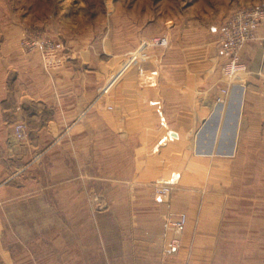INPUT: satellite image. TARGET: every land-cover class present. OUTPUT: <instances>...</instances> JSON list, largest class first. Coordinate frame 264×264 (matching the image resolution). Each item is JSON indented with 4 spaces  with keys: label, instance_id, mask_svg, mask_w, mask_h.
<instances>
[{
    "label": "rangeland",
    "instance_id": "1",
    "mask_svg": "<svg viewBox=\"0 0 264 264\" xmlns=\"http://www.w3.org/2000/svg\"><path fill=\"white\" fill-rule=\"evenodd\" d=\"M259 3L0 0V264H172L185 230L172 251L164 217L175 210L163 212L164 223L157 215L171 187L166 196L154 187L150 198L126 184L136 171V140L106 137L89 124L90 133H63V124L28 116V95L47 83L49 115L72 89L88 106L113 77L119 83L131 68H150L170 49L166 40L177 50L217 42L236 11ZM28 38L61 43L62 67L46 72ZM142 38L150 42L147 58L128 67ZM245 72L246 65L238 77ZM250 142L242 156L250 169L234 172L210 264H264V138Z\"/></svg>",
    "mask_w": 264,
    "mask_h": 264
},
{
    "label": "crops",
    "instance_id": "2",
    "mask_svg": "<svg viewBox=\"0 0 264 264\" xmlns=\"http://www.w3.org/2000/svg\"><path fill=\"white\" fill-rule=\"evenodd\" d=\"M257 32L258 38L241 52L246 72L232 82L225 104H216L227 85L221 71L226 58L218 40L186 43L178 50L166 40L170 49L156 56L150 68H131L119 83L118 75L113 77L104 86L106 96L88 106L72 89L67 97H57L49 115L48 96L43 95L47 83L44 89L40 85V94L28 95L40 99H28V116L63 124V133H90L95 125L106 137L136 140V171L126 184L144 189L150 198L156 196L154 187L170 186L158 219L162 221L167 209L187 215L184 248L172 264H210L233 195L234 172L250 169L242 165V156L251 138H264V24Z\"/></svg>",
    "mask_w": 264,
    "mask_h": 264
},
{
    "label": "built area",
    "instance_id": "3",
    "mask_svg": "<svg viewBox=\"0 0 264 264\" xmlns=\"http://www.w3.org/2000/svg\"><path fill=\"white\" fill-rule=\"evenodd\" d=\"M264 21V3L253 4L248 8L236 11L227 21L218 39V46L226 61L221 71L227 85L221 89L216 98L217 104H225L230 86L238 74L245 71V65L240 61V55L245 44L256 38V30ZM28 50L35 49L39 52L43 67L46 72L54 71L62 67L66 60L63 54V46L59 42H51L47 39L36 40L28 38L25 41ZM150 42L146 38L139 40V44L127 57L128 65L147 58V48ZM107 92V88L103 90ZM155 193L166 196L170 193V186H157ZM168 229L171 232L170 249L175 251L180 244V236L185 230L187 215L183 211H169L165 214Z\"/></svg>",
    "mask_w": 264,
    "mask_h": 264
},
{
    "label": "bare ground",
    "instance_id": "4",
    "mask_svg": "<svg viewBox=\"0 0 264 264\" xmlns=\"http://www.w3.org/2000/svg\"><path fill=\"white\" fill-rule=\"evenodd\" d=\"M126 63H127V66H128V67H130V66L132 65V64H131V65H128V61H126ZM104 89H105V88L103 87V88H102V91H103ZM104 93H105V92L103 91L101 95H103ZM101 95H100V96H101ZM216 104H217V103H216Z\"/></svg>",
    "mask_w": 264,
    "mask_h": 264
}]
</instances>
